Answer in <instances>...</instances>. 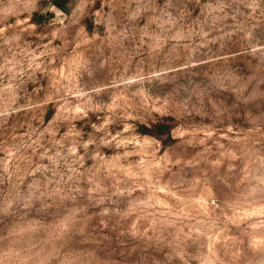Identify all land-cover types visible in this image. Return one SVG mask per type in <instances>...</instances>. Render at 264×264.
I'll list each match as a JSON object with an SVG mask.
<instances>
[{"label":"rangeland","instance_id":"rangeland-1","mask_svg":"<svg viewBox=\"0 0 264 264\" xmlns=\"http://www.w3.org/2000/svg\"><path fill=\"white\" fill-rule=\"evenodd\" d=\"M0 264H264V0H0Z\"/></svg>","mask_w":264,"mask_h":264}]
</instances>
